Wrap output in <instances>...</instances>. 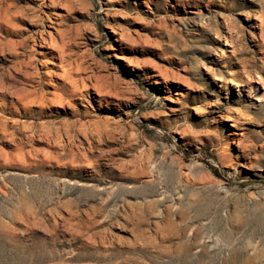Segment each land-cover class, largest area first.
Here are the masks:
<instances>
[{
    "label": "rangeland",
    "instance_id": "1",
    "mask_svg": "<svg viewBox=\"0 0 264 264\" xmlns=\"http://www.w3.org/2000/svg\"><path fill=\"white\" fill-rule=\"evenodd\" d=\"M0 264H264V0H0Z\"/></svg>",
    "mask_w": 264,
    "mask_h": 264
},
{
    "label": "bare ground",
    "instance_id": "2",
    "mask_svg": "<svg viewBox=\"0 0 264 264\" xmlns=\"http://www.w3.org/2000/svg\"><path fill=\"white\" fill-rule=\"evenodd\" d=\"M228 28V27H227ZM231 36V35H230ZM234 36V35H233ZM41 77V76H40ZM30 80V79H29ZM38 81V80H37ZM33 82V81H32ZM20 83V82H19ZM39 84V83H38ZM13 86V85H12ZM36 86V85H35ZM28 87V86H27ZM32 87V86H31ZM39 88V87H38ZM11 97V96H10ZM44 98V97H43ZM37 103V102H36ZM45 103V102H44ZM11 107V106H10ZM40 107V106H39ZM25 109V108H24ZM39 109V108H38Z\"/></svg>",
    "mask_w": 264,
    "mask_h": 264
}]
</instances>
